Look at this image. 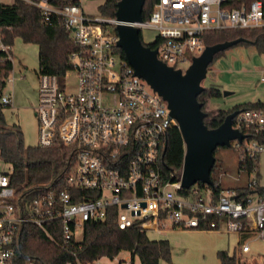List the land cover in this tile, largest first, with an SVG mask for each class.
<instances>
[{
    "label": "built area",
    "instance_id": "1",
    "mask_svg": "<svg viewBox=\"0 0 264 264\" xmlns=\"http://www.w3.org/2000/svg\"><path fill=\"white\" fill-rule=\"evenodd\" d=\"M20 1L38 8L44 21L64 26L77 46L62 81L52 74H38L34 107L37 146L45 148L58 142L73 147L74 157L64 172L66 188L53 181L20 191L10 183L11 166L0 161L5 165L0 167V264H15L16 242L24 225L42 228L62 246L80 240L84 223L103 220L113 206L120 228L137 222L145 232L166 230L168 225L264 234V196L251 192L237 199L234 191L225 190L213 197L211 185L200 187L196 182L184 188L180 176L174 179V172L163 173L165 134L176 120L167 101L136 75L117 51L118 36L111 29L117 23L115 17L92 15L84 0ZM226 1L156 0L147 18L131 24L139 35L145 30L156 31L152 41L141 42H156L151 48L156 57L184 71L204 49L202 36L206 31L264 25L260 0L230 9L222 6ZM0 49L11 60V46L0 40ZM71 73L74 88L66 90L64 81ZM6 81L12 82L10 75ZM10 103L11 96L3 93L0 106ZM232 127L242 133L264 134V109L239 111ZM246 138L242 146L237 140L232 142L241 154L258 162L264 142ZM257 183L259 180L252 178L249 185ZM73 197L84 198L75 201ZM221 221L224 225L218 227ZM50 224L62 232L60 239L50 234ZM248 250L246 242L237 248V252ZM122 261L131 264L130 256L116 260V264ZM88 264L101 263L96 259Z\"/></svg>",
    "mask_w": 264,
    "mask_h": 264
},
{
    "label": "trees",
    "instance_id": "2",
    "mask_svg": "<svg viewBox=\"0 0 264 264\" xmlns=\"http://www.w3.org/2000/svg\"><path fill=\"white\" fill-rule=\"evenodd\" d=\"M119 1L103 0L98 5L99 12L102 16L114 18ZM155 1L144 0L141 12L143 19L149 16ZM251 1L227 0L222 6L228 9L238 8L248 5ZM260 1L264 18V0ZM111 29L116 33L114 26ZM16 37L23 42L36 44L37 74H52L62 81L66 71L71 68L70 54L77 49L64 26L54 21H44L38 8L24 4L20 0H13L10 4L0 1V40L3 44L12 46ZM236 38H243V40L229 48L238 45L252 46L256 53L264 54V25L254 28L208 30L202 36L205 46ZM146 46L155 48L157 43H148ZM227 49L215 53L207 68L222 57ZM117 51L125 58L119 47H117ZM8 53L11 55V50ZM7 55L6 51L0 49V97L4 93L6 80L13 69L12 61ZM221 95L222 91L213 86L203 87L197 95V100L201 103V110L205 113L202 122L208 128L218 127L225 116L234 110L264 109V96L262 99L241 102L228 108L211 106L210 100ZM9 106L10 104L0 106V161L12 168L10 183L19 191L35 189L39 184H51L53 181L61 182L59 186L66 188L63 180L64 172L73 161L74 148L66 147L58 142L45 148L37 145H25L19 127L8 126L5 122L2 108ZM243 133L247 137L246 140L264 142V134L255 135L245 131ZM239 145H244V141H239ZM164 147H162L161 153L163 173L168 175L170 172H174V179H178L184 157V143L177 125H172L166 130ZM222 147H233L238 151L234 142H231L229 146ZM237 159L239 178L235 180V183L229 181L226 183L227 185H224L220 177L223 174L224 164L215 158L210 172L213 197L225 190L234 191L237 199H243L251 192L264 196V186L258 183L254 186L249 185L252 178L259 180L260 177L256 159L240 152ZM242 175L246 178L245 184L240 181ZM197 185L205 186L202 182H197ZM83 194L86 197V192L83 191ZM83 198L73 197L72 199L78 201ZM222 225L224 222L218 223V227ZM48 231L56 239H60L62 236V232L56 231L53 224L48 226ZM247 235L243 234L239 242L241 243ZM121 251L129 252L131 263L135 255L140 264H159L160 260L171 261V247L167 239H150L145 231L139 229L137 222L120 228L117 223V208L113 206L107 209L103 220H89L84 223L80 240L70 241L62 246L56 244L42 228L32 224L24 225L16 242L15 264H88L104 256L113 259ZM216 256L218 264H247L241 260L235 249L233 252L219 249L216 251Z\"/></svg>",
    "mask_w": 264,
    "mask_h": 264
},
{
    "label": "rangeland",
    "instance_id": "3",
    "mask_svg": "<svg viewBox=\"0 0 264 264\" xmlns=\"http://www.w3.org/2000/svg\"><path fill=\"white\" fill-rule=\"evenodd\" d=\"M2 1L6 4L12 3V0ZM102 2L103 0H84V6L92 15L99 17L101 13L98 5ZM155 34L154 30H145L141 33V39L150 42ZM11 55L13 69L10 76L13 75L14 78L12 82H6L3 91L12 94V106L2 108V113L8 126L19 127L25 145L36 146L38 125L31 104L35 101L38 84L37 46L16 37L11 46ZM261 76H264V54L256 53L252 46L238 45L227 49L222 57L209 65L200 85L219 88L222 95L212 98L210 104L214 107L228 108L241 102L262 99L264 79H261ZM74 80V73L65 79L66 90H73ZM239 152L233 147L222 146H218L215 150V158L224 164L223 174L220 176L224 185L229 181L235 183ZM4 166L0 164V167ZM259 173L260 182L264 183V151L259 154ZM240 181L245 184L244 175ZM167 227L168 229L159 232L152 230L146 232L150 239H167L170 243L171 261L160 260L159 264H218L217 250L227 249L233 252L235 249L237 252V233L225 230L172 228L168 225ZM80 235L81 231L78 230L77 236ZM245 242L250 250L239 254L241 260L247 264H264V234L253 232L246 237ZM129 256V252L121 251L114 260L104 256L99 261L101 264H116V260H123ZM121 264L125 263L122 261ZM133 264H140L136 255Z\"/></svg>",
    "mask_w": 264,
    "mask_h": 264
},
{
    "label": "water",
    "instance_id": "4",
    "mask_svg": "<svg viewBox=\"0 0 264 264\" xmlns=\"http://www.w3.org/2000/svg\"><path fill=\"white\" fill-rule=\"evenodd\" d=\"M143 3L144 0L118 2L115 12L117 46L133 67L134 73L167 101L170 115L176 120L185 144L180 171L181 186L188 188L196 182L211 185L210 172L215 162L213 151L218 146H229L234 140L242 141L245 135L232 127V120L238 110L227 114L216 128L204 125L202 119L205 113L201 110L197 95L203 89L200 83L206 75L213 55L243 38L206 45L202 52L192 59L187 69H173L156 57L155 49L141 42L139 30L131 24L142 19Z\"/></svg>",
    "mask_w": 264,
    "mask_h": 264
},
{
    "label": "crops",
    "instance_id": "5",
    "mask_svg": "<svg viewBox=\"0 0 264 264\" xmlns=\"http://www.w3.org/2000/svg\"><path fill=\"white\" fill-rule=\"evenodd\" d=\"M12 56V55H11ZM11 61H12V57H11ZM11 78H12V81H13V75H11ZM37 88H38V84H37V87H36V90H35V101L31 104L32 105V108H33V110H34V107H35V104H36V102H37ZM7 94H9L10 96H11V103H10V106H12V94L9 92V93H7ZM9 106V107H10ZM258 166H259V160H258ZM260 174V173H259ZM239 177H238V175H236V176H234V180H237ZM259 183H260V185L261 186H264V183H261L260 182V179H259ZM221 231H223V230H221ZM251 233H253V232H251ZM251 233H242V234H237V236H236V243H238V246H237V248H239L240 246H241V244L243 243V242H245V239H243L242 241H241V243L239 242V239L240 238H242L241 236L243 235V234H251ZM247 235V236H248ZM246 236V237H247ZM249 250H250V247H249ZM249 250L247 251V252H249ZM247 252H237L238 254H243V253H247ZM128 257H125L124 259H127ZM134 258V257H133ZM120 260H122V259H120ZM131 264H133V259H132V263Z\"/></svg>",
    "mask_w": 264,
    "mask_h": 264
}]
</instances>
